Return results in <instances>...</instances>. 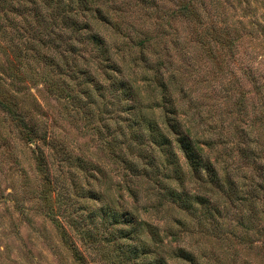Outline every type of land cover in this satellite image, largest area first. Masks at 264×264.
Wrapping results in <instances>:
<instances>
[{"label":"rangeland","instance_id":"rangeland-1","mask_svg":"<svg viewBox=\"0 0 264 264\" xmlns=\"http://www.w3.org/2000/svg\"><path fill=\"white\" fill-rule=\"evenodd\" d=\"M47 4L0 0V101L15 114L0 103V264H145L144 251L169 264H264V0H89L81 18L106 40L107 62L71 27L42 34ZM67 45L77 50L64 54ZM108 62L137 108L120 86L75 70L105 81ZM163 80L175 114L223 169L217 180L196 175L174 143L184 186L201 197L193 209L165 200L156 212L157 185L121 161L139 150L123 107L162 124ZM108 207L158 226L154 235L140 225L139 255L113 241ZM179 247L192 259L176 257Z\"/></svg>","mask_w":264,"mask_h":264},{"label":"trees","instance_id":"trees-1","mask_svg":"<svg viewBox=\"0 0 264 264\" xmlns=\"http://www.w3.org/2000/svg\"><path fill=\"white\" fill-rule=\"evenodd\" d=\"M35 3L37 0H24L26 4L23 6V10L29 11L27 4ZM47 6L52 5V9L49 10V13L43 19L44 30H42V34L47 35H57L60 33L64 28L70 29L72 28L73 32H75V36L77 37L76 40L80 41L83 40L88 43L93 42L98 48V52L102 54L103 60L106 62L108 58H106V52L109 51L108 45L106 40L98 33L95 32L93 29L94 24L88 19H82L81 14L84 15L86 10L89 11L92 8L89 6V0H44ZM36 7L35 5H33ZM49 9V8H48ZM35 16H37L36 21L38 22V8H36ZM96 15L98 18L103 19V15L100 8H96ZM63 27V28H62ZM0 29H6L5 26L0 25ZM59 29V31H58ZM52 39V38H51ZM55 40V39H54ZM53 41V40H52ZM54 43V42H53ZM57 44V40H56ZM69 44L75 46L74 42L71 41ZM139 45V44H138ZM140 45L142 49H144V42L140 41ZM59 47V45H58ZM77 48H71L67 45L66 49L64 50V54H69L71 51H75ZM114 64L108 62L105 64V68L109 69L110 71L107 72V78L105 81H101L99 77L93 72L91 73L90 70L84 68L75 69L79 73L84 74V79L87 82L94 83L98 87L102 84L109 83L114 89H118L117 87L120 86L119 91L124 93V105H128L130 107H136L135 104H126L127 102L130 103L132 99V95L134 94V89L129 87L128 81L123 77H119L114 75L111 71H116L113 67ZM160 80V78L157 77ZM162 80V79H161ZM64 81H62L61 90L64 89ZM54 85V84H53ZM160 86L163 92V98L167 102L169 101V105L165 103V119L163 120L162 124L153 120L151 117L146 115L141 109L137 111L131 112L130 107L126 108L125 106L123 109L127 111L126 113V128L129 129L132 139H130V145L138 144L139 150L137 151L134 157L130 156L126 158L123 155L122 163L123 167L126 169L128 168L130 171L136 172L139 170L137 175H147L152 182L157 185L158 189L156 192V196L159 198V202H154L153 208L156 212L161 211L163 206L165 205V200L168 202H175L180 206H185L186 208L193 209L199 203L201 197L199 195L192 196L188 191L187 187L184 186V172L182 170L181 162L177 156V153L174 149V143L179 146L181 151L184 154L186 159V163L189 168L192 169L196 175H200L202 172H206L210 177L211 180H217L218 175L220 174L221 169L219 160H216L218 164L211 161V158L205 154L204 148L201 144L195 140L194 136L192 135V130L189 126H185L181 120L179 115H176V111L179 110L178 104L175 100L172 99L171 95L168 93V87L163 80V83L160 82ZM130 90V92H129ZM1 105L4 109L8 110L10 113L13 114L12 108H10L6 103L1 102ZM169 107H174L169 108ZM137 108V107H136ZM15 116V114H13ZM130 115V116H128ZM26 126V122L23 118H19V121ZM28 135L30 133H35L34 129L28 130ZM33 139V136H29ZM147 137V142H143V138ZM133 143V144H132ZM157 152L162 153L166 157L167 167L164 168L163 172H160V165L157 159ZM137 156V159L135 157ZM145 164V167L140 170V166L137 161L140 158ZM211 157V156H210ZM128 165V166H127ZM225 165V162H224ZM173 166L174 168V175L176 176V180L179 182L180 187H176L171 183V172L170 169ZM228 170V169H227ZM226 170V171H227ZM161 174V175H158ZM229 184V183H228ZM105 218L110 222L111 225V232L110 236L113 237V241L117 243V246H120L121 249L125 247L128 251L135 253V255H139L140 251L139 248L133 245L131 240H140V235L142 234V230L140 228L141 224H144L147 228L151 226V232L156 235L158 234V226L148 224V222H139L137 221L132 214L130 213H121L117 212L116 210H112V208L108 207L105 210ZM124 224V225H122ZM121 225V226H120ZM95 240V238H94ZM155 243L158 242L156 238L154 239ZM126 251H124L125 253ZM148 252H153L151 249H148ZM142 261L144 260L145 264H169L168 261L165 259L164 256L156 255L154 258H148V253L143 252ZM174 254L176 257L182 259H189L191 260V255L185 250V248L179 247L174 250ZM129 258V257H128ZM148 258V259H147ZM117 264H123V258L118 259Z\"/></svg>","mask_w":264,"mask_h":264}]
</instances>
